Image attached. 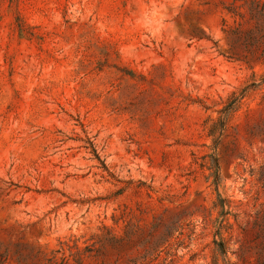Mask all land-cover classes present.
I'll list each match as a JSON object with an SVG mask.
<instances>
[{"label": "rangeland", "instance_id": "374dc122", "mask_svg": "<svg viewBox=\"0 0 264 264\" xmlns=\"http://www.w3.org/2000/svg\"><path fill=\"white\" fill-rule=\"evenodd\" d=\"M251 1L0 0V264H264Z\"/></svg>", "mask_w": 264, "mask_h": 264}, {"label": "trees", "instance_id": "16d2710c", "mask_svg": "<svg viewBox=\"0 0 264 264\" xmlns=\"http://www.w3.org/2000/svg\"><path fill=\"white\" fill-rule=\"evenodd\" d=\"M250 11V17L251 19H254L256 21V26H255V31L250 33V38L253 40L254 39V34L259 35L264 33L263 31V26H264V4L258 5L257 2L251 1V6L249 7ZM17 22H20V25L23 24V22L19 19V17H16ZM17 31L19 35L25 34V31L21 29L20 27H17ZM256 32V33H255ZM264 36L261 35V39ZM263 55H264V46L262 49Z\"/></svg>", "mask_w": 264, "mask_h": 264}]
</instances>
